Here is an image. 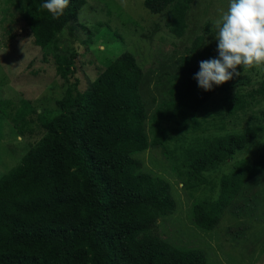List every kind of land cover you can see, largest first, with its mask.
Instances as JSON below:
<instances>
[{
    "label": "trees",
    "instance_id": "16d2710c",
    "mask_svg": "<svg viewBox=\"0 0 264 264\" xmlns=\"http://www.w3.org/2000/svg\"><path fill=\"white\" fill-rule=\"evenodd\" d=\"M5 2L11 23L21 21L43 57L50 55L63 93L41 138L0 175V264H207L202 252L175 250L158 237L154 222L172 214L175 202L169 184L142 172L133 155L174 138L186 142L181 158L173 159V169L182 186L195 191L207 185L205 173L216 171L256 138L264 111L241 125L238 115H244L249 103L225 95L223 114L196 120L194 111L214 88L204 91L193 79L199 69L189 54L198 49V37L184 50L178 65L181 75L167 90L168 100L150 114L145 131L146 114L138 94L142 73L130 53L112 60L82 92L76 81L70 82L75 52L57 51L55 43L64 24L74 22L82 0H70L59 19L41 7L46 0ZM191 3L143 0L150 14L165 12V25L178 36ZM184 63L192 72L182 68ZM230 81L221 85L225 93ZM209 129L237 132L201 136ZM263 171L264 145L257 160L221 176L214 201L210 195L192 204L191 224L211 231L243 184Z\"/></svg>",
    "mask_w": 264,
    "mask_h": 264
},
{
    "label": "rangeland",
    "instance_id": "374dc122",
    "mask_svg": "<svg viewBox=\"0 0 264 264\" xmlns=\"http://www.w3.org/2000/svg\"><path fill=\"white\" fill-rule=\"evenodd\" d=\"M82 1L74 22L64 24L55 43L57 51L75 52L70 82L76 81L78 91L82 92L112 60L122 53H130L142 73L138 94L146 114L145 131L150 114L162 101L168 100L167 90L181 72L180 59L194 39L201 38L198 49L189 54L194 67L199 69L201 61L218 58L214 22L221 10L227 9L229 0H192L180 36L165 25V12L150 14L143 0H123V4L122 0ZM7 8L5 0H0V175L15 166L28 148L41 138L50 119L58 112L56 102L63 93L50 55L43 57L21 21L11 23ZM185 66L184 63L182 68ZM237 69L240 75L231 79L226 93L221 85H213V90L197 107L198 113L194 111L196 120L209 121L215 113L223 114L225 95H237L249 103L244 115H238L237 122L241 125L248 117L263 116L264 69L239 66ZM185 71L192 72L187 66ZM198 72L192 74L195 76ZM230 130L209 129L201 136ZM185 143L174 138L133 155L140 162L142 172L160 177L169 184L175 202L172 214L155 220L156 234L175 250L202 252L207 264H264V171L255 176L252 183L249 180L243 184L242 191L221 212L211 231H202L189 220L194 202L210 195L213 201L217 198L222 175L259 158L264 145V124L243 150L236 151L216 171L205 173L207 185L210 187L211 182L214 186L212 193L206 184L192 192L182 186L181 176L173 169V159L181 158V147L186 146Z\"/></svg>",
    "mask_w": 264,
    "mask_h": 264
},
{
    "label": "clouds",
    "instance_id": "9594fccd",
    "mask_svg": "<svg viewBox=\"0 0 264 264\" xmlns=\"http://www.w3.org/2000/svg\"><path fill=\"white\" fill-rule=\"evenodd\" d=\"M69 3L70 0H46L41 7L53 19H59ZM214 28L218 58L199 63V72L193 77L199 88L211 91L213 85L220 86L233 75L239 76L238 66L264 69V0H229L227 9L221 10L214 22Z\"/></svg>",
    "mask_w": 264,
    "mask_h": 264
}]
</instances>
